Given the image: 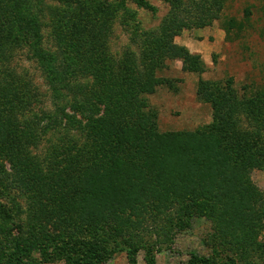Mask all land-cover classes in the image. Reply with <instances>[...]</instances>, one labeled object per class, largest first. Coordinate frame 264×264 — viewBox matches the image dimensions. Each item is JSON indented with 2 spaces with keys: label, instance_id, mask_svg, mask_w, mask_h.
<instances>
[{
  "label": "trees",
  "instance_id": "16d2710c",
  "mask_svg": "<svg viewBox=\"0 0 264 264\" xmlns=\"http://www.w3.org/2000/svg\"><path fill=\"white\" fill-rule=\"evenodd\" d=\"M55 1L62 11L51 9L52 45L42 47L40 18L31 11H42L41 0H0V180L24 194L33 217L21 244L13 242L0 264H28L33 249L44 262L103 264L124 246L113 239L107 245L108 229L119 235L126 228V237L134 236L128 228L139 232L174 198L200 197L211 213L221 204L243 220L253 215L254 193L246 192L242 173L264 164V134L240 123L236 114L250 102L258 111L246 113L247 120L250 115L264 122V100H240L232 86L223 91L200 80L196 95L211 105L210 128L159 133L156 113L143 99L160 84L173 91L171 80L155 74L167 59L180 60L182 71H203L199 56L173 38L217 19L220 0H163L168 9L159 27L134 35L138 52L120 58L107 50L112 16L106 0ZM19 42L40 65L52 95L68 105L32 111L26 120L17 117L16 110L22 114L27 98L34 97L30 84L7 67ZM75 122L77 138L66 133ZM53 132L66 146L62 152L53 147L44 164L27 148ZM129 254L134 264L135 250Z\"/></svg>",
  "mask_w": 264,
  "mask_h": 264
},
{
  "label": "rangeland",
  "instance_id": "374dc122",
  "mask_svg": "<svg viewBox=\"0 0 264 264\" xmlns=\"http://www.w3.org/2000/svg\"><path fill=\"white\" fill-rule=\"evenodd\" d=\"M220 2L217 19L202 28L182 30L173 38L175 44L199 56L203 71L185 72L180 60L167 59L155 74L171 80L173 91L166 84H160L152 94L143 96L148 107L156 113L159 133L196 132L210 128L211 105L196 95L200 80L208 81L212 88L223 91L226 85H230L240 100H264V0ZM105 3L111 6L112 16L107 50L114 58H120L125 52L136 55L138 47L131 43L132 37L157 29L168 9L163 0H106ZM37 4L42 11H31L40 18L42 47L49 46L52 45L49 13L51 9L62 11V5L55 0H41ZM7 67L29 83L34 94V97L27 98L28 106L22 114L16 110L19 119H28L32 111L39 114L40 110L52 111L55 106L68 105L65 98L57 99L52 95L40 65L31 57L29 48L20 42ZM0 68H3L2 64ZM58 88L66 97L72 96L62 86ZM249 103L245 105L244 112L236 115L240 123L264 134V122L260 118L252 120L250 115V120L246 118V113L258 111L249 108ZM65 112L72 114L67 108ZM75 119H79L77 115ZM71 126L70 129L66 126L64 130L69 129L66 133L77 138L76 122ZM62 127L58 128L59 133H63ZM56 133L47 135L27 150L46 164L53 147H58V152H62L66 146ZM2 165L6 171H10L8 162L2 161ZM242 174L246 192L254 193L252 204L255 209L249 218L243 220L238 211L225 210L221 204L216 205L219 209L215 206L216 211L211 213L207 200L200 197L174 198L163 214L154 220H146L139 232L136 228H128L136 233L134 236L126 237V228H122L123 232L119 235L111 234L108 229L109 241L105 238L107 245L112 247L110 241L113 239L124 246L103 264H132L129 254L132 249L135 250L132 258L134 264H264V164L252 166ZM87 175H93V171ZM22 196L24 194L18 189L0 180V255L4 260L14 250L13 242L24 237L27 222L33 218L28 215L29 204ZM20 208L23 209L22 215L18 211ZM220 213H225L222 219H219ZM199 258L207 262L202 263ZM27 262L62 264L58 260L44 262L38 249L31 251Z\"/></svg>",
  "mask_w": 264,
  "mask_h": 264
}]
</instances>
